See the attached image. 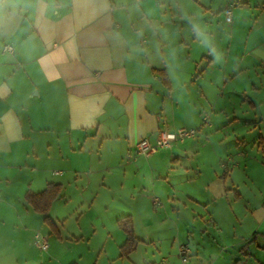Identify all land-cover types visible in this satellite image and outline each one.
<instances>
[{
	"label": "crops",
	"instance_id": "1",
	"mask_svg": "<svg viewBox=\"0 0 264 264\" xmlns=\"http://www.w3.org/2000/svg\"><path fill=\"white\" fill-rule=\"evenodd\" d=\"M226 8L231 10L230 21L224 15ZM194 25L209 38L218 59L201 45ZM4 45L11 50H4ZM161 69L168 83L155 72ZM195 83L196 97L184 89ZM220 83L229 85L233 93L217 95ZM237 94L243 108L242 128L225 122L239 118L231 110ZM208 112L210 125L200 126L198 135L184 143L136 160L127 157L129 147L142 137L149 136L153 143L159 129L175 131L185 124L196 128V120ZM234 128L240 129L235 137L236 149H241L227 158L226 165L219 155L222 171H215L210 182L218 186L213 197L228 200L232 194L237 202L243 195L234 187V170L241 177H264L259 148V141H264V0H0V264L7 256L3 228L9 214L25 223L24 208L33 209L26 200L28 192L59 184L48 216L54 201L69 194L79 198L74 207L89 212L95 202L101 203L98 194L107 195L105 189L113 200L125 188L127 177L139 188L135 190L139 197L130 196L135 205L126 215L140 241L121 256L125 233L117 219L126 215L115 218L112 232H116L119 257H131L140 243L156 238L162 229L164 218L155 221L152 214L161 208L170 216L186 208L195 213L194 198L182 194L177 185H164L165 169L179 164L187 154L215 164L218 147L205 141L202 130L213 135L223 129L234 133ZM250 133L247 145L244 135ZM247 146L259 155L245 150ZM196 171L202 172L200 167ZM115 175L120 180L111 184ZM245 209L264 225V209L259 205ZM37 213L46 224L44 214ZM51 220L56 237L63 242ZM139 228L143 238L137 234ZM254 233L255 241L242 253L241 247ZM108 235L113 237L110 230ZM259 236L264 238V232L241 235L231 264L236 259L240 264L251 262L249 248L258 246ZM197 253L192 248L191 254ZM53 259L59 264H82V256Z\"/></svg>",
	"mask_w": 264,
	"mask_h": 264
},
{
	"label": "rangeland",
	"instance_id": "2",
	"mask_svg": "<svg viewBox=\"0 0 264 264\" xmlns=\"http://www.w3.org/2000/svg\"><path fill=\"white\" fill-rule=\"evenodd\" d=\"M218 86L216 94L219 96L228 95L229 92L233 93L232 89H229V85L224 86L220 83ZM185 88H188L190 96L195 95L194 97H196V83ZM211 90L214 92V87H211ZM189 94L186 95L189 96ZM238 95H235L236 98L232 102L231 110L239 118L237 120L229 118L225 122L227 125L232 123V127L242 128L240 116L243 108L239 104L241 97L239 98L240 95ZM210 123L211 114L209 112L201 119L196 120V135L200 132V126L206 125L207 127ZM183 127L190 126L185 124ZM193 128L195 127L193 126ZM204 129L202 133L204 139L206 138L205 141L215 143L218 147L216 163L214 164L213 160L209 161L208 159L204 163L202 158L199 162L196 155H192V158L191 155L187 154L181 158L179 164L166 168L162 176L166 187L177 185V189L182 194L194 198L196 205H192L191 208H194L195 213L191 214L190 210L186 208V210L175 214L177 216L175 217L166 214L161 208L157 213L152 214L155 221L164 218L165 222L160 231L162 233L159 232L160 228H158L159 235L155 236L156 238L150 236L149 239H145L144 242L140 243L138 249L131 254V257H119V249L117 245H114L116 232H112L116 229L115 218L129 214L132 210L131 207L134 209L135 201L130 196L139 197L135 193V190L138 192L139 188L134 187L135 183L132 181V177H127L125 188L117 191L113 200H109L111 192L108 193V189H105L107 195L103 196L102 192L98 194L97 201L101 203L96 204L95 202L94 207L89 212L74 207L79 200L75 195H65V198L58 197L54 201L49 216L56 222L60 234L63 236L64 241L61 240L63 242H60L55 234H49L46 224L39 220V214L31 206L24 208L25 223H21L9 214L8 224L3 228L7 237V244L3 250L7 256L3 264H59L53 259L56 255L58 258L63 256L64 259L82 256V264H95L98 250H102L104 244V250L97 264H231L234 260V254L239 251L238 241L241 235L248 234L249 236L254 230L264 232L262 222L255 220L254 215L245 209V206L249 207V205H259L260 209H264V177H241V172L234 170L231 178L234 181V187L243 195L241 201L235 202L232 194L229 195L228 200L225 197H213L212 194L218 191V186L215 182L211 183L210 181L214 179L212 176L215 171L218 174L222 171L219 167V155L222 158L221 164L226 165L227 158L231 154H235L238 148L241 149V147L236 149L237 139L235 137L237 136L236 132H240V129L234 128V133L231 129H223L222 132L220 131L221 133H213V135L207 131L206 135ZM244 136L248 142L252 133ZM189 139L178 143H184ZM249 144L250 141L247 145ZM162 148H158V152H161ZM245 150L259 155L257 150L249 148V146ZM199 167L201 173L196 171ZM113 177L111 184L113 182L118 183L120 177L117 175ZM109 181L110 179L106 178V182ZM91 185H94V180ZM15 187L16 183L13 185V189ZM93 188L94 186H90V190ZM69 189L70 187H67L65 193H70ZM21 199L17 197V201L23 203ZM186 199L189 200L184 197L185 203H187ZM192 215H195L196 218L193 219ZM26 220L29 225L26 224ZM152 229L153 232L156 231V227ZM109 230L112 233V238L108 235ZM36 231H39L43 236H48L46 250H40L34 244ZM137 234L141 238L144 237V232L140 228ZM67 237H75L79 240H69L66 239ZM257 244L258 246L254 244L249 248L251 262L248 264H264V249L261 248L264 246L262 236L257 238ZM182 245L189 249L184 259L179 254V248ZM192 248L197 249L198 253L192 255ZM86 251L94 253L95 257L93 256L92 259ZM49 258H52L51 262L47 261Z\"/></svg>",
	"mask_w": 264,
	"mask_h": 264
},
{
	"label": "trees",
	"instance_id": "3",
	"mask_svg": "<svg viewBox=\"0 0 264 264\" xmlns=\"http://www.w3.org/2000/svg\"><path fill=\"white\" fill-rule=\"evenodd\" d=\"M155 72L158 74L162 82L168 83V79L164 70H155ZM259 148L261 150L262 155H264V141H259ZM60 188L61 187L59 184L48 183L42 191L35 193L28 192L26 195V200L28 201V203L32 205L35 211L44 214L43 221L50 227L51 231L56 235H58L57 228L51 218L47 215V212L49 210L52 200L59 193ZM117 225L125 233V241L120 246L121 256H127L136 248L140 240L134 235L132 219L129 215L118 218ZM256 234L257 233H254L252 235V239L244 243V245L241 247L240 251L242 253L245 252L249 244L255 241ZM245 255H247V253H245ZM241 262L242 261L240 259H236L233 264H240Z\"/></svg>",
	"mask_w": 264,
	"mask_h": 264
},
{
	"label": "built area",
	"instance_id": "4",
	"mask_svg": "<svg viewBox=\"0 0 264 264\" xmlns=\"http://www.w3.org/2000/svg\"><path fill=\"white\" fill-rule=\"evenodd\" d=\"M224 15L226 21L231 20V10L226 8L224 10ZM4 50H11L10 45H4ZM197 134V129L192 127H182L178 128L175 131H168L166 129H159L157 137L155 141L152 143L149 140V136L142 137L139 141H137L134 145L129 147L127 150V157L131 160H136L139 155L148 156L153 153L158 148L162 147H170L173 143L183 142L187 138H192ZM154 203L158 204L159 199L155 198ZM34 244L40 250H46L48 247V240L45 236H43L39 231H37L34 235ZM189 252V249L182 245L179 248V254L182 259Z\"/></svg>",
	"mask_w": 264,
	"mask_h": 264
},
{
	"label": "clouds",
	"instance_id": "5",
	"mask_svg": "<svg viewBox=\"0 0 264 264\" xmlns=\"http://www.w3.org/2000/svg\"><path fill=\"white\" fill-rule=\"evenodd\" d=\"M194 31L196 33V37L197 39L200 41L201 45L208 49L209 54L216 56V49L214 47H212L211 41L209 40V38L202 32L200 31L198 28H196V26H193ZM216 58L218 59L219 57L216 56Z\"/></svg>",
	"mask_w": 264,
	"mask_h": 264
}]
</instances>
